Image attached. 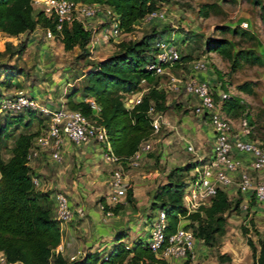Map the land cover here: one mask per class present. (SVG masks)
I'll list each match as a JSON object with an SVG mask.
<instances>
[{"label": "trees", "instance_id": "obj_1", "mask_svg": "<svg viewBox=\"0 0 264 264\" xmlns=\"http://www.w3.org/2000/svg\"><path fill=\"white\" fill-rule=\"evenodd\" d=\"M34 0H0V32L19 35L32 31L37 25L50 28L59 36L66 50L80 46L82 51L77 58L88 57L91 53L88 43L92 31L84 27L78 19L65 22L61 30L56 27V20L33 4ZM75 2H99L111 5L119 14L122 31L131 32L137 21L142 20L152 10L161 7L164 0H73ZM211 3H205L204 15H208ZM223 29H232L224 26ZM237 31V29H234ZM245 32V31H244ZM163 35L152 29L137 40H122L119 50L99 60L83 73L87 83L82 88L84 96H75L81 90L75 87L67 95L66 104L72 109H79L92 115L90 104L84 99L93 96L102 106L100 122L105 125L113 152L123 160L124 167L129 158L143 142L154 137L153 117L149 113L153 106L158 111L168 108L166 90L160 88V76L146 68V63L154 49L157 38ZM208 47L224 52L232 60V69L236 70L244 63L264 64V56L251 48H240L234 52L233 43L228 39L209 40ZM0 48V53H1ZM190 56L180 57V61ZM7 80L0 79V96L4 93L2 86L14 76L7 70ZM146 79L149 89L143 94L141 101L133 107L126 105V96L142 88V79ZM253 82L239 84L246 92L253 91ZM217 99V98H216ZM241 96L226 94L222 100L224 111L230 116L243 109ZM0 116H2L0 114ZM250 122L251 119L247 115ZM46 117L34 110L19 114L3 115L0 120V253H4L9 262L18 264H169L150 246L148 240L139 238L130 247L124 238L128 231H120L116 235L113 246L107 251L86 250L81 257L71 259L58 247L62 242V229L55 212L54 197L50 191L41 190L34 184V172L30 165L28 153L35 137L41 133L36 128L37 120ZM23 126L25 130L15 134ZM14 138L12 144L9 141ZM10 147L11 155L5 157L4 149ZM151 151L149 152V154ZM203 161H189L170 168L166 179L159 183L152 198L151 216L157 209H165L167 214L168 235L174 233L181 225L193 228L197 238L210 246H217L226 233V223L232 207V197L225 188L218 193L208 205H201L195 211H189L184 204L185 188L192 177L191 171ZM191 176L187 179L184 173ZM127 202L135 200L133 188L129 187ZM53 205L51 206V202ZM104 209L120 213L122 204L109 205L105 198ZM237 199L235 208L241 205ZM125 206V205H124ZM183 218L190 222L183 223ZM247 234L248 227L242 225ZM248 244L253 251V264H264V239L255 241L248 236ZM219 264H229L231 255L218 253ZM184 264H191L186 259Z\"/></svg>", "mask_w": 264, "mask_h": 264}, {"label": "rangeland", "instance_id": "obj_2", "mask_svg": "<svg viewBox=\"0 0 264 264\" xmlns=\"http://www.w3.org/2000/svg\"><path fill=\"white\" fill-rule=\"evenodd\" d=\"M205 3L212 4L207 8L210 10L208 15L203 14ZM160 9L166 11L168 16L166 20H139L133 31H123L121 35L110 41H101L93 52L90 51L91 54L88 57L82 59L77 58L82 51L80 46L66 50L59 36L49 37L47 28L40 25H37L32 31L17 36L0 32V48L2 50L0 53V79L7 80V70L14 74L13 78L2 86V90L4 93H12L22 89L36 95L39 99L52 98V102L61 103L64 100L67 101V95L73 88L80 87L81 90L75 97L82 99L84 96L82 88L87 83V79L83 75L84 72L92 68L99 60L118 51L119 42L122 40H137L151 32L152 29H156L163 35L174 34L182 56H190L189 59L184 58L172 67V73L184 79L196 77L209 81L218 101H222L226 94L241 96L243 109L238 110L235 115H230V117L238 128L241 121L247 119L252 130L251 136L264 144V64L244 63L238 69L233 70L232 60L224 52L208 47L209 40L228 39L233 43L234 52L240 48H251L264 56V0H164ZM102 20L103 17L99 15L94 17L91 23L100 27ZM224 26H230L232 29L225 30ZM197 60L207 61L208 67L197 70L191 68L192 63ZM167 80V76H160L159 86L166 90L167 101H169L167 112L176 127L171 129L166 125V122L161 123L156 140L152 141L153 147L156 146V149L151 153L154 155V160L149 162L145 158L139 166L140 170L148 168L161 172L170 170L175 165L196 160V156L187 150L188 142L185 140L191 132L187 128H182L181 124L185 122L184 118L190 122L199 121L201 123L204 122V118L194 111L193 99L185 89L169 90ZM246 81L253 82L252 92H246L239 88V84ZM133 93L130 98L126 96V103L132 102L131 99H135L139 94V92ZM151 115L156 117L157 113L153 112ZM2 118L3 115L0 116V120ZM185 123L187 124V122ZM46 124L44 120H37L36 126L32 129L42 130L47 126ZM178 128L180 130H177ZM200 129L203 130V128ZM204 129L206 133L209 131L207 127ZM23 130H25L24 127L19 126L15 134L17 135ZM171 134L174 136L169 143L174 148L172 147L173 151H168L166 155L168 157L163 161L158 152L161 149H166L163 145V138L171 136ZM13 142L14 138L9 141L10 144ZM176 151L178 152L176 158L169 159V156ZM4 152L5 157L9 158L10 147H6ZM104 160L91 153L70 152V155H66L63 162L56 164V167H61V170H71L69 173H62L63 177H70L78 182L82 181L84 189L80 190L79 194L84 199L83 202L88 203L90 209L99 206L106 212L102 198H105V201L112 206L122 204V208L127 206L128 202L126 201L127 197L120 198V201H110L109 194L112 191L109 186L110 182L108 181L107 186L98 185L96 173L88 171L101 170ZM51 163V161H47L48 169L53 168ZM166 175L161 182L166 179ZM190 176L189 173H184V177L187 179ZM157 183L156 181L154 185L157 186ZM129 186L128 184L127 192ZM140 188L143 186L140 185ZM58 190L64 191L57 187H51L47 191H50V197H53ZM228 193L232 197V207L227 218L226 233L217 246H210L197 238L195 257L191 259V264H219V252H227L231 255L232 259L229 264H253V251L248 244V236H252L255 241H258L259 238L264 239V203L251 199L248 201V207L239 205L237 209H233L237 204V199L243 200L245 196L241 190L235 187L228 189ZM69 196L71 197L70 194ZM152 197L148 205L149 210H151ZM51 203L52 206L53 201ZM80 204V201H75V208H81V212L76 209L75 216L71 221L79 223L87 219V226L90 228L92 210H88L87 207H78ZM159 211L157 209L148 218H144L141 222L137 220L139 222L134 223L139 225V229H142L143 226L149 225L150 221L157 218ZM114 214L116 213L113 212L107 216ZM182 222L190 221L188 218H183ZM242 225L248 227L247 234L243 232ZM128 229L129 227L119 228L112 238L116 239L118 232ZM77 231L79 233L81 230L78 228ZM84 232L85 230L79 234L85 236ZM129 239L128 233L124 240L129 242L127 241Z\"/></svg>", "mask_w": 264, "mask_h": 264}, {"label": "built area", "instance_id": "obj_3", "mask_svg": "<svg viewBox=\"0 0 264 264\" xmlns=\"http://www.w3.org/2000/svg\"><path fill=\"white\" fill-rule=\"evenodd\" d=\"M33 4L44 10L47 15L54 17L58 30H61L65 22L74 19L81 21L85 28L92 31L87 45L91 52L101 41H110L123 32L119 14L109 4L73 0H34ZM99 15L103 17L100 27L91 23V20ZM167 18L166 11L158 8L148 13L144 19L166 20ZM47 34L49 37L56 36L50 28H47ZM180 57L181 51L176 36L160 35L146 63V68L158 75L167 76L169 90L178 91L184 88L193 99L194 111L207 117L212 128L213 148L209 154L195 158L197 161H205L191 171L192 177L185 188L184 204L189 211H195L201 205L210 204L220 188L228 190L232 187L243 192L245 196L241 203L243 207H248V201L251 199L264 203V144L251 136L252 130L247 119L241 121L239 128L236 126L224 111L222 101L216 99L209 81L196 77L184 79L172 73L171 68L180 62ZM207 67L208 63L205 60L194 61L191 66L196 70ZM141 84L142 88L137 91L138 96L131 99L132 102L126 103L128 107H133L141 101L143 94L149 89L145 78L142 79ZM84 99L90 104L92 115H87L79 109H72L63 101L55 103L44 98L39 99L36 95L20 89L0 96V114L13 115L34 110L46 117L47 126L35 137L28 153L29 160L39 155L40 150H48L51 158L60 163L64 160V147L67 141L78 145L92 141L98 143L103 158L118 165L111 179L112 191L109 198L111 201H120L126 197L128 186L123 160L113 152L107 128L100 122L102 106L93 96ZM153 112L157 113L156 117H153L155 134L160 131L162 122L160 111L152 106L149 113ZM152 141L151 138L143 142L127 164L133 167L140 166L153 150ZM187 149L197 153L192 143H188ZM33 180L37 187L40 186L41 180L38 176L34 175ZM53 197L56 217L63 230L65 224L74 218L76 209L80 212L81 209L72 205L70 196L65 191L58 190ZM112 213V210L107 211V214ZM150 223L147 240L160 257L167 261L172 258L186 260L195 257L197 237L193 228L181 225L174 233L168 235L165 209H160L157 218ZM126 246L130 247L131 243L126 242ZM0 264H18V262H9L4 253H0Z\"/></svg>", "mask_w": 264, "mask_h": 264}, {"label": "crops", "instance_id": "obj_4", "mask_svg": "<svg viewBox=\"0 0 264 264\" xmlns=\"http://www.w3.org/2000/svg\"><path fill=\"white\" fill-rule=\"evenodd\" d=\"M131 96L132 94H128V97ZM44 99L52 101V98ZM63 102L66 103V100H64ZM167 104H169V101H167ZM167 110L168 108L164 111H160L161 122H166V125H168V127L174 129L176 125L173 124L170 120V116L168 115ZM203 118L204 122L202 123L199 121L190 122L188 119L184 118V121L187 122V124L185 122L181 124L182 128H187V130H190L191 132L190 135L185 138V140L188 143L194 144V146L196 147L197 153H194L187 149L196 157L209 154L214 144L213 132L209 120L205 116H203ZM205 127L209 129L207 133L205 132ZM200 128H203V130H201ZM177 130L180 129L178 128ZM176 131L175 134L177 135L178 131ZM157 134L158 132L155 133L154 137L152 138L153 140H156ZM172 136L174 135L171 134V136H166L163 138V145L166 149H161L160 152H158L159 154H161L160 157L163 161L168 157H166L168 151H173L172 149L174 148V146L169 143L170 139H172ZM198 142L201 143L198 144ZM155 149L156 146L154 145L151 153ZM70 152H76L77 154L84 152L87 154L91 153L94 156L96 155L104 159L99 144L94 141L81 145L67 141L64 147V158H66V155H70ZM151 153L147 157L149 162H152L154 160V155ZM177 153V151L173 152V154L169 156V159H173V157L176 158ZM47 161L52 162V169H48V165L46 164ZM102 162L103 163L101 170L88 171L96 173V176H98L96 181L98 185L107 186V183L109 181V186L111 188V179L118 165L115 163L107 162L106 160ZM56 164L58 163L51 158L48 150H40L39 155L34 156V158L30 160V165L32 166L34 175L38 176L41 180V184L37 188L46 191L51 187L63 189L67 194L69 193L71 195L70 199L74 207L75 201H80L81 204L78 207H87L89 210L90 208L88 207V203L83 202L84 199H82L81 194H79L80 190L84 189V187L82 186V181L78 182L77 180L70 179V177H63L62 173H69V171L71 170H61V167H56ZM158 171L148 168L140 170L139 166L133 167L131 165H127L126 167H124L126 181L130 185L129 187L133 188L135 200L131 203H127V206L122 208L120 210V213L114 214L113 216H107L106 212H104V210L99 206H96L95 208L92 207L90 209L92 210L90 228H88L87 226V219L83 220L82 222L80 221L79 223L75 222L74 220L68 222L67 224H65L62 230V242L60 243L58 248L65 252L66 255H68L71 259L83 256L86 250H101L105 253L113 246L115 239L112 237H114L113 235L115 231L121 227H129L127 231L130 235V239L127 241H129V243L131 244L134 240L139 238H143L145 240L148 239L150 223L145 227L143 226L142 229H139V225L136 223L139 221L141 222L144 218L149 217L151 210H149L148 205L149 202H151L152 194L155 192V189L163 180L166 172H168L169 170H162L163 172ZM156 181L158 182L157 186L154 185ZM140 185L143 186V188H140ZM78 228L81 230L79 231V233H82V231L85 230V236L77 233ZM87 229H89L88 232ZM184 262V259L177 258H172L168 261L169 264H184Z\"/></svg>", "mask_w": 264, "mask_h": 264}]
</instances>
